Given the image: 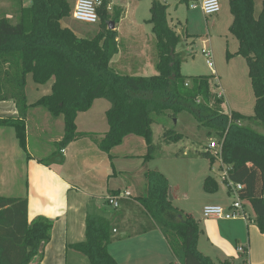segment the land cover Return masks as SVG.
Returning a JSON list of instances; mask_svg holds the SVG:
<instances>
[{"label":"trees","instance_id":"obj_1","mask_svg":"<svg viewBox=\"0 0 264 264\" xmlns=\"http://www.w3.org/2000/svg\"><path fill=\"white\" fill-rule=\"evenodd\" d=\"M108 5L109 0H101L97 30L90 38L79 37L75 30L63 26L62 21L72 17L71 0H31L29 7L16 11L15 23L0 18V102L12 101L18 112L15 120L0 119V126L12 127L25 150L27 112L30 107H42L53 118H63V136L56 143L59 152L73 141L91 138L99 151L109 154L124 138L136 136L145 142L146 162L154 153L151 127L155 117L171 112L169 117L175 118L186 111L209 128L218 142L222 140L221 161L229 167L228 178L242 186L239 197L250 204L255 225L264 235V135L243 124L253 121L264 129V0L256 18L254 0H228L232 16L229 32L238 41L236 54L245 60L255 98L252 116L225 112L222 97L210 87V77L187 81L181 75L182 58L175 51L180 37L169 26L167 5L161 0L151 1L147 20L155 37L156 74L145 78L115 72L110 61L118 53L120 14L115 10L110 18ZM109 22L114 23L113 30L108 29ZM28 75L37 85L52 80L49 94L31 105L25 92ZM97 99L111 102L105 113L108 130L98 139L77 132L75 124L77 115L90 110ZM177 138L179 135L170 130L163 133L165 142ZM202 155L213 161L208 151ZM145 186V195L136 200L161 226L171 252L182 264H231L215 263L198 251L199 224L171 205L169 184L160 172L146 171ZM203 190L214 193L217 184L207 177ZM51 229L47 218L28 221L26 198L0 196V264H30L34 258L41 261V249L50 241ZM111 235L107 221L87 216L84 241L70 248L83 254L89 264H117L107 251Z\"/></svg>","mask_w":264,"mask_h":264},{"label":"crops","instance_id":"obj_2","mask_svg":"<svg viewBox=\"0 0 264 264\" xmlns=\"http://www.w3.org/2000/svg\"><path fill=\"white\" fill-rule=\"evenodd\" d=\"M119 26L118 23V53L112 57L110 66L114 65L113 70L117 73L135 70L151 72L156 64L153 62V35L137 31L136 24L123 31H119ZM212 74L216 75L214 70ZM110 107L107 105L104 110L106 126L105 113ZM39 108L32 107L31 112L44 119L37 125L44 134L51 131L55 121H51V117L46 114L40 115ZM29 112L30 110L25 118V150L19 146L12 127L0 126V196L26 198L29 222L38 217L52 222L50 241L41 249L42 260L34 258L30 264H89L83 254L70 248L84 241L87 216L102 218L110 225L112 235L107 251L117 264H182L181 259L171 252L161 226L149 217L136 200L146 193L145 177L124 176L129 174L128 168L131 166L128 161L136 155L135 147H141L138 157L145 155L146 146L143 140L130 139L131 136H127L120 146L106 154L93 149L97 147L89 138H81L71 142L60 152L64 156L63 162H53L46 166L29 152ZM81 114L83 113L77 115L75 121L77 132L96 133L93 129L96 126L92 123L79 121ZM17 118L18 112L12 101L0 102L1 120ZM56 119L58 131L62 134L51 138L54 143L62 139L64 128L63 118L60 116ZM79 127L87 128L81 130ZM107 130L108 126L99 132L100 137ZM122 147L125 148L122 152L125 155L119 158L115 152ZM75 152L80 173L67 176L64 174V167L71 158L75 160ZM141 164L139 171L143 167ZM134 187L137 188V196H132ZM125 192L129 193V197L121 199L117 210L109 215L106 209L107 198L113 196V193L118 196ZM214 202L218 203L216 206L225 209L231 204L225 198H217ZM199 218L194 220L200 223ZM204 219L207 220L202 221L203 232L197 240V249L201 254L215 263L228 261L236 264L241 260L243 264H264V235L256 225L241 219ZM239 247L244 249L243 253L238 251ZM232 259L233 262L230 261Z\"/></svg>","mask_w":264,"mask_h":264},{"label":"rangeland","instance_id":"obj_3","mask_svg":"<svg viewBox=\"0 0 264 264\" xmlns=\"http://www.w3.org/2000/svg\"><path fill=\"white\" fill-rule=\"evenodd\" d=\"M73 8L76 0H71ZM152 0H109L108 11L110 18L113 17L115 10L119 12L121 20H119V31L129 30L136 24V30L142 33L151 34L152 26L147 23L150 18L149 8ZM167 5V20L169 26L180 37V43L176 48V53H180L182 63L180 73L187 81L197 76L210 77V87L214 92L219 94L223 100V108L227 113L237 112L244 116H252L255 98L253 96L250 79L248 77V69L245 60L238 54V41L229 32L232 22V16L229 11L228 0H218L219 12L215 15L205 17L199 9L191 8L193 0L188 3L182 0H162ZM21 4V5H20ZM262 0H254V16L255 18L261 11ZM31 5V0H0V18H9L12 23L17 21L16 11L21 6L27 8ZM63 26H67L76 31L79 37L90 38L96 30L97 24H86L76 22L71 18L62 21ZM118 26V24H117ZM116 26V28H117ZM153 39V62H157V52L155 47L154 35ZM203 49L210 50L212 53L213 67L206 65ZM112 68H115L114 65ZM215 71V76L212 71ZM121 75H130L134 77L149 78L156 74L155 66L150 72L148 71H119ZM52 80L43 85H37L28 75L26 78V99L27 104L31 105L40 97L49 94ZM111 106L108 99H99L94 102L89 111L79 116L80 122H90L96 130L94 138L98 139L103 129H107L104 121L105 106ZM29 108V116L27 127L29 129L28 141L29 152L36 159L42 160L44 165L53 164V162H63L64 156L59 152L56 143L51 142V138H56L61 133L58 131L56 118H52L45 109L40 107V115H48L51 121H55V126L51 127V131L42 134L38 126L44 119L37 114L31 112ZM165 115L155 117L152 124V143L154 153L152 159L144 162L143 157H138L141 147H135V156L128 161L129 174L125 177H145L146 170L160 172L168 181L169 196L171 197V205L181 214H188L199 223L203 232L202 210L205 206L216 205L214 202L217 198H225L229 203L236 200L233 193L228 188L229 181L224 178L225 170L228 166L221 164L219 148L211 151L210 157L213 161L205 158L204 153L210 143L218 141L213 132L201 125L196 118L186 112H180L175 118ZM58 118V117H57ZM244 125L250 127L256 132L264 135V129L256 122H244ZM81 130L87 127H79ZM170 130L174 135L178 134L179 138L170 142H165L163 133ZM130 139H141L131 136ZM89 140L93 141L91 138ZM144 141V140H143ZM145 143V142H144ZM122 144V143H121ZM98 149V148H93ZM124 147L115 152L117 157L125 154ZM146 149V148H145ZM94 151V150H93ZM97 151V150H95ZM142 154V153H141ZM146 154V152H145ZM62 156V158H61ZM60 159L62 161H60ZM142 163V164H141ZM141 164L142 169L139 171ZM80 167L78 157L75 152V160L71 158L64 167V174L67 176L79 175ZM82 176V175H80ZM210 177L217 184V190L214 193H206L203 190L204 179ZM77 184V183H74ZM137 196V188H133V195ZM123 199L122 197L118 200ZM215 199V200H213ZM210 201V202H208ZM102 203L103 200H102ZM244 212L247 214V223L255 225V216L252 212L250 204L242 200ZM106 209L109 215L114 214L115 209L106 203ZM175 217L176 214H173ZM177 217V216H176ZM209 221V220H208ZM256 227V226H255ZM202 235V233L200 234ZM233 262V259L230 260ZM236 264H243V261H237Z\"/></svg>","mask_w":264,"mask_h":264},{"label":"built area","instance_id":"obj_4","mask_svg":"<svg viewBox=\"0 0 264 264\" xmlns=\"http://www.w3.org/2000/svg\"><path fill=\"white\" fill-rule=\"evenodd\" d=\"M193 4L191 8L199 9L205 17H209L215 15L219 12V2L218 0H193ZM101 5V0H76L75 5L72 11V19L76 22H82L86 24H97L99 22L97 9ZM203 55L206 59V65L209 68L213 67L212 62V53L210 50L203 49ZM219 148L220 154V162L221 164V147H222V140L217 141L215 143H210L206 149L209 153L214 151L216 148ZM63 152V150H62ZM228 170V169H227ZM227 170L224 172V178H226L228 183L229 191L234 194L236 200L230 204L228 208H223L221 206L210 205L205 206L202 210V216L204 218H214L220 220H244L247 221L248 216L244 212V206L242 204V200L239 197V191L242 190V186L240 184L232 183L227 174ZM128 198L129 193L125 192L123 194H119L118 196H110L107 198V203L113 208L118 207V200L119 198ZM238 251L243 253L244 249L242 247L238 248Z\"/></svg>","mask_w":264,"mask_h":264},{"label":"water","instance_id":"obj_5","mask_svg":"<svg viewBox=\"0 0 264 264\" xmlns=\"http://www.w3.org/2000/svg\"><path fill=\"white\" fill-rule=\"evenodd\" d=\"M108 29L109 30H113L114 29V23L113 22H109V25H108ZM169 201H171V197L169 196Z\"/></svg>","mask_w":264,"mask_h":264}]
</instances>
